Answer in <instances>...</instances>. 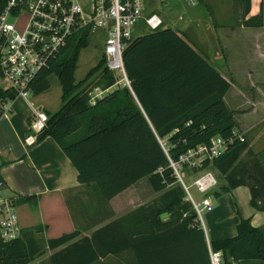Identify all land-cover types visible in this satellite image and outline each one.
<instances>
[{
    "label": "trees",
    "instance_id": "obj_1",
    "mask_svg": "<svg viewBox=\"0 0 264 264\" xmlns=\"http://www.w3.org/2000/svg\"><path fill=\"white\" fill-rule=\"evenodd\" d=\"M233 1L241 7V24H263L261 6L257 13L249 14L251 0ZM87 44L86 34L71 39L32 80L33 93L48 89L52 75L60 86V105L45 110L48 119L37 141L52 136L75 166L78 182L93 183L104 199L147 176L152 188L161 190L156 198L159 204L154 209L149 205L153 226L144 234L127 221L143 220L144 206L88 235L75 229L45 238L41 223L23 226L15 238L0 236V264H95L123 253L130 254L125 264H209L205 231L169 158L177 160L188 148L208 143L214 135H232L236 121L224 100L230 79L186 32L163 24L133 35L123 51L131 89L118 86L91 104L88 91L113 84L115 73L101 53L98 62L76 79L78 51ZM15 97L16 90L0 87V115L2 102ZM243 151L246 160L240 158ZM209 167L223 176V182L206 195L218 196L246 184L251 206L264 209V160L249 147L245 136L243 140L235 138L222 154L193 171ZM184 170L191 171L187 165ZM36 200V195L24 194L16 196L14 203ZM163 211L168 212L165 219L160 218ZM40 240L51 252L44 261L30 263L41 253ZM209 245L222 252L226 264H238L242 258L264 260V226L256 227L250 217L239 215L236 233L210 239Z\"/></svg>",
    "mask_w": 264,
    "mask_h": 264
},
{
    "label": "crops",
    "instance_id": "obj_2",
    "mask_svg": "<svg viewBox=\"0 0 264 264\" xmlns=\"http://www.w3.org/2000/svg\"><path fill=\"white\" fill-rule=\"evenodd\" d=\"M260 6L263 12L261 26H244L239 21L229 23L228 27L222 25L213 31L217 44H212L217 58L213 65L230 79L224 100L233 110L236 129L248 137L252 148L259 138L264 143V0H251L249 14L257 13ZM201 50L209 55L206 50ZM234 88L238 90V98L231 100ZM133 96L141 107L137 97ZM18 97L11 100L9 110L0 115V177L5 193L11 197L24 194L37 197L35 202L15 204L19 225L41 223L45 238L75 229L80 230V235H88L103 224L144 206L147 208L141 211L143 220L139 221L140 212L139 219L127 221L135 223V227L146 234L153 226L149 205L154 209L159 204L156 198L161 190L153 189L148 177L143 176L111 198L104 199L93 183H79L75 166L52 136L47 135L32 145L24 142L29 131L28 119L35 107L32 102ZM231 101L233 106L230 107ZM199 194L200 199L203 193ZM209 197L212 208L204 210L211 223L210 237L204 230L207 241L234 235L239 215L250 217L256 227L264 226V209L251 206L246 184L237 185L213 199L210 194ZM137 234L133 235L139 236ZM127 257L130 259L129 253L111 255L95 264H125ZM238 264H264V260L242 258Z\"/></svg>",
    "mask_w": 264,
    "mask_h": 264
},
{
    "label": "built area",
    "instance_id": "obj_3",
    "mask_svg": "<svg viewBox=\"0 0 264 264\" xmlns=\"http://www.w3.org/2000/svg\"><path fill=\"white\" fill-rule=\"evenodd\" d=\"M196 4L198 0H182ZM0 9V80L25 97L31 92V82L50 58L63 50L69 41L86 34L105 56L107 67L114 71L115 81L108 87L94 86L88 91L91 104L118 86H130L124 63L123 51L133 38L136 23L143 20L149 29L164 24L163 17L156 11H147L146 0H1ZM182 18V16H179ZM2 102L3 112L9 110ZM48 115L44 109H34L24 137L27 145L37 142L38 133L45 127ZM235 138L244 135L234 129L232 135H214L208 143L188 148L177 160L169 158V164L192 202L197 219L204 229L203 210H210L212 203L206 192L216 184L210 169L197 172L205 160H211L226 150ZM184 165L190 168L185 174ZM194 174L192 180L197 190L203 193L196 200L189 191L185 176ZM0 179V236L7 240L20 234L21 226L14 198L6 194ZM208 242L209 264H226L222 252L212 249Z\"/></svg>",
    "mask_w": 264,
    "mask_h": 264
},
{
    "label": "rangeland",
    "instance_id": "obj_4",
    "mask_svg": "<svg viewBox=\"0 0 264 264\" xmlns=\"http://www.w3.org/2000/svg\"><path fill=\"white\" fill-rule=\"evenodd\" d=\"M146 8L147 10L152 9L158 12L164 19V25L186 32L195 45L209 53V59L214 65L216 64L217 58L214 56L212 44L216 46L217 43L214 39L213 31H216L218 27L221 28L222 25L228 27L229 23L235 24L234 22L240 21L242 11L241 7L236 6L233 0H198L194 5L182 0H146ZM179 16H182V18H179ZM148 30L149 28L144 21L139 20L135 25L133 34H141ZM100 57L101 52L99 51V47L92 40H89V43L78 51L75 69L76 79L82 78L98 62ZM7 85L8 82L6 80H0V86L4 87ZM230 96L231 100H236L238 98V90L234 88ZM18 98H22L28 103L32 102L33 107L37 109H47L49 111L57 109L60 105V86L56 75L51 76V83L48 89L39 93H33L31 91L27 96H19ZM10 103L11 101L5 102V106H9ZM228 105L230 107L233 106L232 101ZM246 140L254 152L260 153L261 151L264 160V143L262 139L259 138L256 141L254 148L251 147L248 137H246ZM247 157L248 155L243 151L240 158L246 160ZM209 169L216 178V184L212 189L214 190L223 182V176L213 168L209 167ZM184 171L185 174L189 173L186 170ZM194 177V174H188L185 176V182L192 196L198 200L200 195L199 191L192 184ZM210 196L212 199L215 197L213 194H210ZM202 216L205 226L204 230L208 232L210 237L211 223L206 217L204 210L202 211ZM39 245L41 247V253L30 263L42 262L50 253V250L44 245V240H40Z\"/></svg>",
    "mask_w": 264,
    "mask_h": 264
},
{
    "label": "water",
    "instance_id": "obj_5",
    "mask_svg": "<svg viewBox=\"0 0 264 264\" xmlns=\"http://www.w3.org/2000/svg\"><path fill=\"white\" fill-rule=\"evenodd\" d=\"M166 216H168V212L167 211H163L160 213V218L164 219Z\"/></svg>",
    "mask_w": 264,
    "mask_h": 264
}]
</instances>
